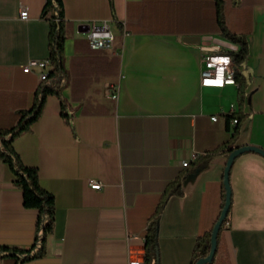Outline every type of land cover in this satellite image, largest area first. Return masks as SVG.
Masks as SVG:
<instances>
[{"label": "crops", "instance_id": "0c3cea01", "mask_svg": "<svg viewBox=\"0 0 264 264\" xmlns=\"http://www.w3.org/2000/svg\"><path fill=\"white\" fill-rule=\"evenodd\" d=\"M63 2L70 25L62 94L71 123L59 98L49 95L31 131L13 143L56 202L48 253L25 264H128L145 254L148 223L166 186L186 172L176 161H196L231 138L227 114L238 111V85L202 86V57L240 44L220 31L216 0ZM45 3L0 0V129L17 124L41 83L22 67L49 57ZM224 18L249 47L246 60L235 65L247 89L245 118L230 145L264 149V0H224ZM93 21L110 24L119 55L91 48L80 28ZM229 154L220 151L206 170L191 172L183 194L168 202L160 220V264H191L198 238L221 212ZM95 181L101 189L91 188ZM230 182L232 208L218 243L222 264H264V155H239ZM37 218L0 160V246L30 247ZM0 264L16 262L6 257Z\"/></svg>", "mask_w": 264, "mask_h": 264}, {"label": "trees", "instance_id": "16d2710c", "mask_svg": "<svg viewBox=\"0 0 264 264\" xmlns=\"http://www.w3.org/2000/svg\"><path fill=\"white\" fill-rule=\"evenodd\" d=\"M218 24L220 31L231 41L240 44L237 50H228L232 55L234 65H241L247 58L249 53L248 43L244 38H240L232 34L226 27L224 18V0H216ZM42 17L46 18L50 23V31L48 36L49 59L54 66L50 73L49 81H41L36 90L33 105L30 109L20 113L16 125L9 129H0V160L8 164L12 174L14 175V184L21 189L23 204L27 208H34L38 211L36 221V231L34 242L30 247H11L0 246V258L12 257L16 264H25L30 261L44 258L48 253L47 241L48 236L53 233L55 227L56 202L55 196L47 191L40 183V175L37 167L26 165L19 153L14 148V141L20 135L31 131L33 123L42 114L46 98L49 95H56L61 103V113L68 123H71L70 117L66 112L67 102L62 94V90L66 82V69L64 64L65 45L68 37L69 21L65 16V7L63 0H46L42 10ZM235 80L238 85V104L237 112L227 114L228 129H232V136L228 142L223 143L215 153H209L200 156L196 161L191 162L185 167L186 172L178 176L176 179L168 183L163 194L161 195L156 211L150 217L145 243V264H160L159 260V230L160 220L170 199L175 195H182V185L186 177L191 172H200L206 170L215 155L231 152L234 148L230 145L236 141L241 124L245 118L243 111L244 96L247 89V82L242 78L241 73L235 69ZM237 120L235 126L231 128L230 122ZM224 184V180H223ZM231 184V182H230ZM232 188V187H231ZM225 187L223 195L222 209L225 203ZM232 208V198L229 214ZM221 209V212H222ZM221 212L214 222L213 227L204 235L198 238L191 264H196L199 259L207 257L211 249V235L215 224L217 223ZM229 214L224 219L218 233V243L220 235L229 220ZM212 262L204 264H215L216 255Z\"/></svg>", "mask_w": 264, "mask_h": 264}, {"label": "built area", "instance_id": "2783aa9c", "mask_svg": "<svg viewBox=\"0 0 264 264\" xmlns=\"http://www.w3.org/2000/svg\"><path fill=\"white\" fill-rule=\"evenodd\" d=\"M28 8L22 7L20 10V18L23 20L28 19ZM89 29L86 31L87 40L92 49L107 50L111 55H119L116 49V36L112 31L110 24L107 21H93L88 24ZM24 72L36 73L41 81H49L50 73L54 69L53 64L49 58L46 59H31L23 67ZM237 84L235 80V65L233 57L228 52L208 53L202 57L201 69V85L204 87H218L222 88L226 85ZM120 85L114 86V92L111 98L117 100L119 97ZM217 115L212 119L217 120ZM237 122L236 119L233 120ZM176 164L181 167H187L190 164L188 160L176 161ZM102 184L98 181L91 183V188L99 190ZM218 252L216 255L215 263H218L220 258ZM128 264H145L144 256L135 257L129 260Z\"/></svg>", "mask_w": 264, "mask_h": 264}, {"label": "water", "instance_id": "95a60500", "mask_svg": "<svg viewBox=\"0 0 264 264\" xmlns=\"http://www.w3.org/2000/svg\"><path fill=\"white\" fill-rule=\"evenodd\" d=\"M82 31L86 32L89 29V25H81L80 28ZM247 151H253L260 153L264 155V149L259 146H254V145H246V146H241L233 149L227 159L225 171H224V187H225V203L221 212V215L215 224L212 235H211V249L209 252V255L207 257L201 258L198 260L196 264H204V263H209L213 261V258L215 257L216 250L218 249V233L221 228V225L224 221V219L228 216L229 210H230V205H231V198H232V188L230 184V171L232 168V165L235 161V159L247 152Z\"/></svg>", "mask_w": 264, "mask_h": 264}, {"label": "rangeland", "instance_id": "374dc122", "mask_svg": "<svg viewBox=\"0 0 264 264\" xmlns=\"http://www.w3.org/2000/svg\"><path fill=\"white\" fill-rule=\"evenodd\" d=\"M226 257H224V256H220V258L218 259V264H222V263H224L225 262V259Z\"/></svg>", "mask_w": 264, "mask_h": 264}]
</instances>
